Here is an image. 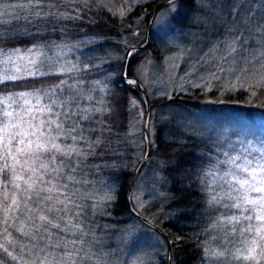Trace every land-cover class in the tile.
Segmentation results:
<instances>
[{
    "label": "trees",
    "instance_id": "16d2710c",
    "mask_svg": "<svg viewBox=\"0 0 264 264\" xmlns=\"http://www.w3.org/2000/svg\"><path fill=\"white\" fill-rule=\"evenodd\" d=\"M33 1H43L44 4L35 6V14L29 15L32 12L29 9L25 17L20 6L0 9L6 12V17L0 19L1 54L29 49H38L42 51L39 53L48 54L63 49L71 62L66 68L70 71L61 70L6 81L0 85V94L8 92V88H15L13 91L18 92L40 90L41 93L54 88L59 94L60 88L56 86L60 85L64 95H67L68 88L61 81H66L67 85L79 82L77 89L82 90L83 97L79 107L99 108L102 111H92L88 114L89 120L80 125L90 130L85 132L86 137L93 140L99 138L100 143L94 150H89L83 143L79 145L90 154L82 162L73 157L75 171H71L67 164L64 165L62 175L73 176L76 182L66 178L58 181L68 185L64 191L71 195V202L68 203L70 210L49 213L62 228L67 227L66 220L69 218L73 225L79 227L65 231L49 228L48 232L54 235L49 237L48 232H42L43 240L30 243L40 247L59 243L60 247L51 248L54 255L48 259L52 264H72V261L75 264H127V254L137 251L136 246L138 249L141 247L139 242L144 236L136 228L143 223L132 215L128 207V193L137 164L145 157L147 149L144 97L136 85L126 82L123 70L127 50L132 46H141L147 40L150 15L142 18L141 25L137 20L144 10H153L163 0H127V7L125 1L119 0L121 5H117L116 9L109 5L108 0H57L55 5L51 0ZM197 2L175 0L177 11L173 21L177 26L208 28L207 20H199L206 13L198 7ZM121 11L124 15L120 14ZM136 30H140L139 33H135ZM149 52L158 63L164 59L161 46L151 39L147 49L137 52L131 58L128 77H135L141 82L135 74L134 66L137 58ZM46 63L44 60L43 64ZM144 87L150 97L149 131L153 144L145 168L156 170L164 178L165 183L161 189L167 198L163 204L145 213L136 211L168 235L173 244L172 264H256L253 260L233 259L232 254L237 248L243 249L245 245L240 243L239 236L232 234L233 225L218 224L222 216L240 213L235 209H225L222 204L212 203L213 195H224L213 186L218 168L224 166V163H219L221 159L217 156V145L198 135L192 126H183L177 111H202L217 116L225 115L223 113L226 111L236 113L235 106L242 104L256 109L239 113L244 118L264 119V87L256 90V96L243 92H206L201 89L172 97H154L156 91ZM88 97H91L93 104ZM206 100L214 103L208 104ZM55 207L62 206L55 204ZM9 215L20 214L14 212ZM2 219L3 213L0 212ZM19 222L16 221V224ZM4 227L0 224V233H3ZM235 227L239 229L241 226ZM9 231L13 233L12 238L21 241L25 239L13 227H9ZM219 234L226 239L222 246L217 241ZM73 240L77 243H71ZM0 242H5L3 236H0ZM47 251L48 248L40 255H45ZM145 251V256L151 255L150 249ZM218 251H223L225 256L217 258L214 253ZM35 255V251L30 253L25 248L23 258L31 260ZM256 256L259 264H264V256L260 255L259 249ZM0 257L5 259V264H17L2 250ZM168 262L167 249L159 254L156 263L148 261L146 264Z\"/></svg>",
    "mask_w": 264,
    "mask_h": 264
},
{
    "label": "snow or ice",
    "instance_id": "6c2138e0",
    "mask_svg": "<svg viewBox=\"0 0 264 264\" xmlns=\"http://www.w3.org/2000/svg\"><path fill=\"white\" fill-rule=\"evenodd\" d=\"M174 2L175 0H169V4L165 7L173 5ZM120 14L124 15L123 11ZM37 15L40 14L37 13ZM3 16L4 12L0 11V17ZM231 51L235 49L231 48ZM28 52H32L33 55H21L19 50L0 54V64L7 65L10 62L16 64L17 60H27L28 65L36 68L35 71L29 69L28 75H44L45 73L41 72L37 66L43 64L38 60L39 50L33 52L29 49ZM4 56L6 59L3 58ZM260 56L264 57V52H261ZM28 65L24 67L27 68ZM72 68L74 69L75 66ZM62 71H70V69H62ZM241 71L258 77L254 83L250 82L251 88L264 87V62H261V68L255 72L248 68H242ZM18 73H20L18 64L15 67V73H11L8 68L0 70V85L5 84L6 81L23 79L24 77ZM212 77L217 78L215 73ZM126 82L130 85L137 84L134 79ZM61 84L67 86V95H64L63 88L57 85L56 87L60 88L59 94L55 89L50 88L43 90V93L35 90L18 93L15 97L0 96V105L6 106L0 107V113H2L0 118V212L3 213L0 224L5 226L3 233H0L5 241L0 242V250L17 264H52V261L48 259L49 256L54 255L51 248L60 247L59 243L40 247L30 242L43 240L41 233L48 232L49 228L65 231L72 227H79V225H73L72 219L69 218L66 220L67 227L62 228L61 224L54 222V218L49 213L70 210L68 203L71 202V195L64 191L68 185L60 184L58 181L65 178L76 181L73 176L62 175L64 165L67 164L71 171H75L73 157L82 162L86 155L90 154L79 145L83 143L89 150H94L100 143L99 138L93 140L86 137L85 132L90 130L80 125L83 121L89 120L88 114L92 111H102V109L87 107L81 109L79 103L83 98L82 90L77 89V84L67 85L66 81H61ZM235 88L236 85L233 84L229 90H235ZM251 94L256 96V91L253 90ZM14 100L23 102L19 105V110L13 108ZM65 141L69 142L65 143ZM254 160L255 158L250 160L243 155H237L219 162L231 165L219 177V181L222 182L220 187L226 188L227 191L223 196L213 195L212 203L222 204L223 208L235 209L240 213L224 215L218 221V224L233 225L232 234L239 236L240 243L245 245L243 249L237 248L232 254L233 259L253 260L259 264L257 250L259 249L260 255L264 256V158L255 162ZM252 193L257 195L252 196ZM224 201H231V203ZM55 204H60L62 207L56 208ZM14 212L20 215H9ZM75 215L79 216V213ZM61 219L63 220L64 217ZM18 220L20 222L17 225ZM236 225L241 227L236 229ZM9 227H13V230L25 239L21 241L12 238L13 233L9 231ZM48 235L51 237L54 233L48 232ZM80 242L83 243V241ZM71 243L75 244L77 241L73 240ZM17 245H19V251H17ZM25 248L30 253L36 252L34 259L24 260ZM46 248H48L47 253L41 256L40 253H44ZM245 252L247 254H243ZM214 255L219 258L224 257L225 253L218 251ZM0 264H5L3 257H0ZM72 264H75V261H72Z\"/></svg>",
    "mask_w": 264,
    "mask_h": 264
},
{
    "label": "rangeland",
    "instance_id": "374dc122",
    "mask_svg": "<svg viewBox=\"0 0 264 264\" xmlns=\"http://www.w3.org/2000/svg\"><path fill=\"white\" fill-rule=\"evenodd\" d=\"M51 1L55 5L57 0ZM108 1L113 8L121 5L118 2L119 0ZM120 1H125L124 4L127 7L129 1ZM197 1L198 7L203 8L204 13H206L201 15L199 20H207L208 28L190 29L179 27L173 21V15L177 11L176 5L160 8L153 20L152 41H156L161 46L164 59L158 63L153 59L150 52L137 58L134 66L136 76L143 85L148 86L152 91H156L154 97H172L173 95L186 94L192 90L201 89L206 92L228 91L248 94H251L253 90L260 89L261 87L251 88L249 86L250 82L254 83L258 77L253 76L251 73H245L241 69L248 68L255 72L261 68V62H264V57L260 56V53L264 52V0ZM37 4L42 6L44 2L0 0V9L20 6L21 13L25 17L28 16L29 9L32 11L29 15L36 13L37 8L35 6ZM151 12L152 10H144L137 23L140 24L142 18L150 15ZM5 15L6 12L0 19L5 18ZM139 31L136 30L135 33H139ZM231 48H234L235 51H231ZM19 53L24 56L33 55L28 50H19ZM3 58L6 59V56ZM38 60L42 62L46 60V64L37 65L40 71L45 74L59 72L71 64L67 52L63 49H57L48 54L40 53ZM17 64L20 66L18 75H22L24 78L30 77L27 74L29 69L36 70L32 65H28L27 60H17L16 64L11 62L7 65L1 64L0 67H2L1 70L8 68L11 73H15ZM25 65H28V67H24ZM213 73L216 74L217 78L212 77ZM233 84L236 85L235 90H229ZM14 89H6L8 92H3L4 94H0V96L11 95L15 97L16 94L21 93L18 92L19 90L13 91ZM89 102H91V99ZM22 103V101L14 100L13 108L19 110V105ZM206 103L211 104L214 102L206 100ZM0 107L6 106L0 105ZM245 110L256 109L254 106L250 108L249 105L239 104L235 106L234 111L236 113L231 114L226 111L223 113L225 115L210 116L202 111L189 113L179 110L177 116L183 126H192L198 135L210 139L217 145V156L219 155L221 161H226L229 157L237 155H243L250 160L253 158L261 160L264 158V119L260 117L254 119L244 118L239 113ZM0 118H2V113H0ZM145 166L139 173L131 194L134 208L143 213L153 209L152 207L163 204L167 198L163 189H161V185L165 183L164 178L156 170L146 169ZM230 167L231 165L224 163V166H220L218 168L219 172L215 174L213 186L221 193H224L227 189L220 187L222 182L219 181V177ZM251 195L256 196L257 194L252 193ZM136 228L141 233L143 232L144 236L139 242L141 247L138 249L136 246L135 250L137 251L127 254V264H146L148 261L156 263L159 254L168 249L166 241L156 231L143 224ZM217 238L220 246L224 245L226 242L225 237L219 234ZM147 249L151 250L150 256L144 254Z\"/></svg>",
    "mask_w": 264,
    "mask_h": 264
},
{
    "label": "water",
    "instance_id": "95a60500",
    "mask_svg": "<svg viewBox=\"0 0 264 264\" xmlns=\"http://www.w3.org/2000/svg\"><path fill=\"white\" fill-rule=\"evenodd\" d=\"M169 4V0H164L161 3H159L151 12L149 20H148V26H147V40L145 42V44L141 45V46H132L127 50L126 53V58H125V63H124V78L126 80H131L134 79L137 81L136 86L138 87V89L141 91L143 97H144V101L146 104V115H145V121H144V133H145V138H146V155L143 159L140 160V162L138 163L131 184H130V188H129V193H128V207L130 209V212L132 213V215L139 220L140 222H142L143 224H145L146 226H148L149 228L153 229L154 231H156L157 233H159L167 242L168 244V250H169V262L168 264H172V249H173V244L172 241L170 240V238L168 237V235L165 233V231L163 229H161L159 226H157L156 224H154L152 221H150L149 219H147L146 217H144L143 215H141L140 213H138L136 211V209L134 208L132 201H131V194H132V190L134 187V184L139 176V173L141 172V170L143 169V167L146 165V163L148 162L151 153H152V138H151V134L148 128V124H149V117H150V113H151V108H150V97L149 94L147 92V90L145 89L144 85L135 77H128L127 76V71H128V67H129V63L130 60L132 58L133 55H135L137 52H140L142 50H145L149 47L150 43H151V39H152V26H153V20L154 17L157 13V11L164 7L165 5ZM131 53V55H130Z\"/></svg>",
    "mask_w": 264,
    "mask_h": 264
}]
</instances>
